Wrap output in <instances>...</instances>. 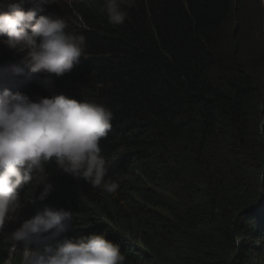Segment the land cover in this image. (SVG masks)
I'll return each instance as SVG.
<instances>
[{
  "label": "trees",
  "instance_id": "16d2710c",
  "mask_svg": "<svg viewBox=\"0 0 264 264\" xmlns=\"http://www.w3.org/2000/svg\"><path fill=\"white\" fill-rule=\"evenodd\" d=\"M30 1L24 11L52 14L50 8L36 12ZM16 2L0 0V8ZM102 4L72 0L63 8L67 30L86 37L87 58L53 82L69 98L103 104L114 115L100 146L107 159L115 158L109 176L120 178V187L108 194L82 179L84 198L102 206L114 224L130 219L151 228L157 219L129 195L135 166L150 162L157 167L153 178L169 183L179 200L189 196L187 217L204 242L193 264H254L249 256H264V213L250 212L262 197L255 181L264 171V136L257 130L264 119L262 1L134 0L123 25L109 23ZM32 95L53 96L41 86ZM47 172L54 188L47 199L77 214L75 229L62 239L104 232L120 244L125 264H165L149 243L151 253L81 217L74 178L54 162ZM43 187L27 186L21 201ZM136 195L156 203L151 192Z\"/></svg>",
  "mask_w": 264,
  "mask_h": 264
},
{
  "label": "clouds",
  "instance_id": "9594fccd",
  "mask_svg": "<svg viewBox=\"0 0 264 264\" xmlns=\"http://www.w3.org/2000/svg\"><path fill=\"white\" fill-rule=\"evenodd\" d=\"M24 2L9 4L7 11L0 8V43L11 54V49L25 53L19 59H0V234L24 207L21 190L33 183L43 185L39 201L53 190L47 182L50 163L58 172L108 194H115L121 183L109 176L115 158L107 159L100 146L112 128V111L69 98L65 89L51 92L45 87L71 72L81 57L87 58L86 37L68 31V19L59 14L37 17L33 10L24 11ZM53 3L56 0L30 1L36 12ZM133 3L103 0L102 9L109 23L123 25L126 8ZM38 86L53 96L33 98L32 89ZM257 130L264 135V119ZM255 186L258 193L264 192V173L258 174ZM74 215L63 208H45L8 234L6 239L23 252L21 264H125L120 244L106 239L104 232L62 239Z\"/></svg>",
  "mask_w": 264,
  "mask_h": 264
},
{
  "label": "rangeland",
  "instance_id": "374dc122",
  "mask_svg": "<svg viewBox=\"0 0 264 264\" xmlns=\"http://www.w3.org/2000/svg\"><path fill=\"white\" fill-rule=\"evenodd\" d=\"M261 1L264 6V0ZM67 2L69 3L68 0H56V3L48 4V6L50 5L49 8L52 13L66 15L63 8ZM37 5H39V3ZM9 50L8 47L1 46L0 59H19L25 54L19 50H14V53L11 54ZM54 78L55 77H53V79ZM45 87L51 92L60 90V88L53 83L45 84ZM81 87L82 86L79 85L75 90L77 91L78 88ZM29 97L32 98V95ZM156 170L157 167L150 162L135 166V178L132 182L133 190L129 194L139 203L138 206L146 207L147 215L157 219V224L152 225L151 228H144L139 221L136 222L130 219L118 218L117 223H112L107 218L102 206L90 203L84 198L82 179L77 180L74 178L72 194L76 197V200H80L81 206L84 208L81 217H86L88 220L110 226L115 233L123 236L125 240L151 253V249L144 244L149 243L164 257L165 264H193L195 257L204 249V242L192 228L187 217L188 208L186 205H188L189 196H181L182 198L179 200L172 194L175 193L176 190L169 183L153 178L156 174ZM42 190L43 189H41V191ZM139 190H141V192H151L154 194L156 203L145 204L142 197L136 195V192ZM39 194L40 193H38L36 197H38ZM261 194V199L258 202L255 201L254 204L250 206V212H258V214L264 213V192ZM36 197H30L24 203V207L14 214L15 218L6 222L3 234H0V264H21L23 252L20 249L14 248L12 242L6 239L8 234L19 228L24 220L37 213H42L45 208L61 209L47 198L44 201H39ZM75 227V221L72 219L67 231L62 232L61 236L70 230L72 231ZM253 241V238L250 236L245 238V242L248 245ZM19 247H22V245H19ZM249 257L250 262L254 264H264V256L258 255L255 259H252L251 256Z\"/></svg>",
  "mask_w": 264,
  "mask_h": 264
},
{
  "label": "bare ground",
  "instance_id": "6f19581e",
  "mask_svg": "<svg viewBox=\"0 0 264 264\" xmlns=\"http://www.w3.org/2000/svg\"><path fill=\"white\" fill-rule=\"evenodd\" d=\"M50 6V5H49ZM39 12V11H38ZM62 83V82H61ZM60 85V84H59ZM70 85V84H69ZM60 86H63V85H60ZM75 89V88H74ZM71 90H73V89H71ZM55 91V90H54ZM83 91V90H82ZM71 93V92H70ZM73 93V92H72Z\"/></svg>",
  "mask_w": 264,
  "mask_h": 264
}]
</instances>
